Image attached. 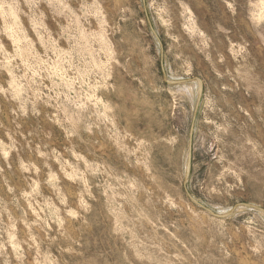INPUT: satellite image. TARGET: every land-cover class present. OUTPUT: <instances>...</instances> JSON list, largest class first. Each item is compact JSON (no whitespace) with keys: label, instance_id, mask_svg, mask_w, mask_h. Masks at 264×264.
Returning a JSON list of instances; mask_svg holds the SVG:
<instances>
[{"label":"rangeland","instance_id":"1","mask_svg":"<svg viewBox=\"0 0 264 264\" xmlns=\"http://www.w3.org/2000/svg\"><path fill=\"white\" fill-rule=\"evenodd\" d=\"M264 0H0V264H264Z\"/></svg>","mask_w":264,"mask_h":264},{"label":"water","instance_id":"2","mask_svg":"<svg viewBox=\"0 0 264 264\" xmlns=\"http://www.w3.org/2000/svg\"><path fill=\"white\" fill-rule=\"evenodd\" d=\"M147 20H148V23H149V26L151 28L152 33L154 34V36L156 37V39L158 40V42L160 44L161 65H162V71H163V76H164L165 82L170 84V85H179V84H184V83H188V82H191V81H196L197 84H198L197 100H196L195 109H194V113H193V119H192L191 126H190V134H189V142H188V155H187V163H186L185 177H184V188H185V191L187 192L188 196L190 197V199L196 205H198L201 208L205 209L211 215H213V216H215L217 218H227V217L231 216L232 214H234V212L237 210L238 207L251 208V209L258 210V211H262L264 213V208L263 207H261V206H259L257 204H254V203H250V202H239V203H236L229 211L223 212V213H219V212H216L213 209L207 207L203 203H201L189 191V189H188V181H189V177H190V174H191L192 163H193L194 130H195L197 114H198L199 107H200V104H201V101H202V97H203V93H204V82H203V80L200 77H191V78H182V79H170V78H168V76L166 74V71L164 69V64H163V60H164V45H163V42H162L158 32L154 28L152 20L150 19L148 14H147Z\"/></svg>","mask_w":264,"mask_h":264}]
</instances>
